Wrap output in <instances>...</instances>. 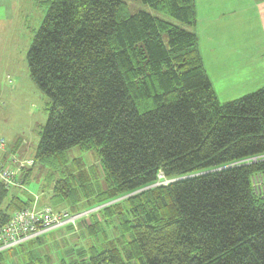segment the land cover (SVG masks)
<instances>
[{
    "label": "trees",
    "instance_id": "1",
    "mask_svg": "<svg viewBox=\"0 0 264 264\" xmlns=\"http://www.w3.org/2000/svg\"><path fill=\"white\" fill-rule=\"evenodd\" d=\"M141 2L177 22L130 14L123 0H50L26 53L30 78L51 99L33 164L96 147L109 186L94 194L81 179L83 199L97 197L84 211L130 201L124 253L97 252L95 264H264V195L250 179L264 161L239 162L264 153V87L220 103L184 27L196 24V0ZM160 173L169 182L155 185ZM68 180L52 196L76 210L82 198ZM17 188L0 182V227L31 205Z\"/></svg>",
    "mask_w": 264,
    "mask_h": 264
},
{
    "label": "rangeland",
    "instance_id": "2",
    "mask_svg": "<svg viewBox=\"0 0 264 264\" xmlns=\"http://www.w3.org/2000/svg\"><path fill=\"white\" fill-rule=\"evenodd\" d=\"M123 1L126 3L130 14L141 10H146L152 14L156 13L141 0ZM207 1L211 4L214 0H201L200 3L207 5ZM220 2L222 0H219ZM228 2L231 3L232 0H228ZM236 2V14L241 26L235 44L241 45L244 51L262 41L258 35V22L250 9V0H236ZM49 3L50 0H0V89L4 91V96H0V139L5 140L6 154H18L20 159L29 158L31 160L35 156L40 131L46 123L51 105V99L30 78L26 58L27 50L35 32L42 23ZM230 11V14H233V7ZM201 15L209 20L210 18L213 19L216 14L204 10ZM168 19L177 22L171 18ZM184 27L187 30H193L199 37L201 31L204 38L208 37L207 32H204V28L200 25L196 28L188 25ZM230 36H235V29ZM209 37L207 45L213 44L216 48L217 37ZM201 40L200 37V46ZM233 51L232 55L237 51V47ZM216 53L219 52L216 50ZM213 66H217V62H214ZM256 83L250 81L244 86L240 84V97L264 87H256ZM219 102L222 103L220 100ZM88 148H81L78 145L72 146L49 158V160H35L32 166L25 165L24 173H28V175L24 188L33 197V199L31 197L29 200L27 199L28 203L30 201L32 204V200H36L39 205L45 204L55 209L66 208L70 213L84 211L90 206L88 204L95 201L97 197L95 196V199H83V188L80 186L81 179L82 182L90 183L91 188L94 189V194L100 190L105 191L109 185L103 165L100 163L97 148ZM28 169L31 170L28 172ZM63 178L69 179L72 187L77 188L72 194L78 196L79 199L82 198L75 205L76 210H73L72 207L67 208L61 203L55 204L57 202L52 196L55 192L54 185ZM74 179L75 182H73ZM59 187L60 191L58 192L64 191L62 183ZM11 192H19L23 195L19 197H28L23 187H18L17 190ZM40 199L43 201L40 202ZM67 201H71V198L67 197ZM104 205L110 206L107 210H101L102 208L100 209L98 206L90 207V210L94 211L85 220L76 222L71 226L58 228L61 229L58 232L46 233L39 240L30 239L31 241L16 247L15 250L13 248L1 252V263L11 264L12 260L17 261V264H25L31 254L34 256L30 260L33 261V264H95L90 258L97 252L115 247L124 253L123 250L127 247L131 232L127 227L129 225L127 209L130 207V201L124 196H120L117 199L107 201ZM96 223L101 228L98 227L93 230L92 228ZM124 257L125 254L122 258L123 261H126ZM141 261L142 263L135 262L134 264H147L143 258ZM126 264H132V261H128Z\"/></svg>",
    "mask_w": 264,
    "mask_h": 264
},
{
    "label": "crops",
    "instance_id": "3",
    "mask_svg": "<svg viewBox=\"0 0 264 264\" xmlns=\"http://www.w3.org/2000/svg\"><path fill=\"white\" fill-rule=\"evenodd\" d=\"M200 2L201 0H196L197 21L195 25L190 27L196 28L200 25L204 28V32L206 31L208 34V37L204 38L201 31L200 37L202 40L200 46V37L192 30L198 37V48H200L204 69L217 98L223 104L226 100L230 101L240 97V84L244 86L250 81L257 82L256 87L264 86V0H250V9L258 22V35L261 37L262 42L252 45L244 51L241 45L235 44V40L239 37L238 32L241 26L236 14V0H232L231 3L228 0H222L220 3L219 0H214L211 4L207 1V5ZM231 7H233V14H230ZM201 9L208 13L209 11L213 12L216 15L213 19L207 20L201 15ZM234 29L235 36H230ZM209 36L217 37L216 48L213 44L207 45ZM236 47L237 51L232 55L231 53L234 52L233 50ZM216 50L219 52L218 54ZM214 62H217L215 67L213 66ZM5 78H8V76H5ZM0 96H4V91L1 89ZM41 201L43 200L40 199ZM70 203L66 199L62 201L61 205L70 208ZM59 230L61 229L55 228L52 232H58ZM0 264H3L1 263V256ZM11 264H17V261L11 260Z\"/></svg>",
    "mask_w": 264,
    "mask_h": 264
},
{
    "label": "built area",
    "instance_id": "4",
    "mask_svg": "<svg viewBox=\"0 0 264 264\" xmlns=\"http://www.w3.org/2000/svg\"><path fill=\"white\" fill-rule=\"evenodd\" d=\"M264 161V153L251 156L240 163H255ZM31 159H20L13 153L6 154L5 140L0 139V182L5 187H24L22 173L25 165H32ZM252 190L257 195H264V170L250 176ZM169 182L163 174L158 175L155 185ZM94 210L77 211L70 213L68 209H55L48 205L38 204L33 200L29 207L18 209L10 216L6 225L0 227V251L20 245L21 242L42 235V233L65 225H74L78 220L87 217Z\"/></svg>",
    "mask_w": 264,
    "mask_h": 264
}]
</instances>
